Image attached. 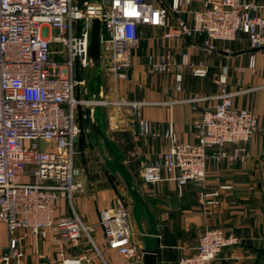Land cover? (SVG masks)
I'll list each match as a JSON object with an SVG mask.
<instances>
[{"label": "built area", "instance_id": "built-area-1", "mask_svg": "<svg viewBox=\"0 0 264 264\" xmlns=\"http://www.w3.org/2000/svg\"><path fill=\"white\" fill-rule=\"evenodd\" d=\"M261 7L259 0H170L169 5L159 0H0V224L9 234L0 264H22L27 233L59 243L63 264H91L86 254L64 256L68 245H80L83 231L89 234L78 214L55 215L60 199L73 203L85 189L75 165V143L82 131L77 108L82 103L129 105L140 120L144 103L78 99L77 87L86 80L77 75L91 66L89 18L101 21V58L117 83L127 77L141 26L161 28L167 39L202 37L201 47L209 53L217 49V41H233L240 33L249 36L252 47L263 48ZM171 16L177 17L174 24L169 23ZM149 60L155 71L173 73L179 90L182 66H190L196 77L208 74L202 63L190 64L186 52L181 63L171 54ZM250 67H255L254 56ZM227 76L223 68L214 74L215 82L225 85ZM232 95L224 90L215 97L218 103L204 110L193 125V143L180 142L171 123L165 133L168 145L141 169L143 181L173 180L180 194L192 185L203 205H219L223 191L233 186L209 187V160L246 162L251 156L247 143L257 133L263 138L260 155L264 159V128L259 127L257 114L235 107ZM140 123L144 134H156L148 121ZM99 224L109 249L130 264H143L123 201L102 209ZM240 243L234 232L208 227L201 232L195 252L182 256L179 263L211 264L225 249Z\"/></svg>", "mask_w": 264, "mask_h": 264}, {"label": "crops", "instance_id": "crops-1", "mask_svg": "<svg viewBox=\"0 0 264 264\" xmlns=\"http://www.w3.org/2000/svg\"><path fill=\"white\" fill-rule=\"evenodd\" d=\"M165 2L164 5H169L170 0ZM259 2L262 7L258 13L264 16V0ZM176 18L171 16L169 23L174 24ZM201 41L202 37L199 36L167 39L163 36V29L141 26L140 42L137 48L131 50L126 79L116 83L113 76H109L113 86L107 79L108 85L105 88L100 84L101 90H94L91 81L98 78L97 68L89 72V67L81 74L84 76L87 72L85 77L79 78H84L87 83L77 87V97L85 88L86 93L88 90L93 93L100 91L99 95L103 93L108 99L141 101L144 104L140 110V120L148 121L156 134L143 133L140 120L134 118L129 105L119 106L121 109L112 105L106 110L107 117L96 113L95 109H91L89 117L86 108L87 131L92 135H81L78 164L75 162L82 170L81 179L85 189L75 195L73 203L68 198L60 199L55 215L61 218L77 213L94 236L92 238L88 234L96 251L78 252L83 248V243L78 247L68 245L65 257L77 258L86 254L91 264H130V260L122 259V255L107 247L103 228L99 224L100 211L121 200V193L111 184L105 166L110 162L107 153L110 150L109 144H115L121 149V134L117 135V132L130 131L136 141V148L130 152L129 157L135 154L141 168L136 175L140 178L138 189L134 192L136 197L127 207L135 247L142 249L139 253L157 249L158 264H180L182 256L195 252L200 234L205 228L220 227L235 232L240 236L241 243L225 249L211 264H255L257 258L264 262V159L260 155L263 144L260 133L255 134L247 143L251 156L246 162L230 164L227 160H209V187L220 184L233 186V190L223 191L221 202L215 207L203 205L198 190L192 185L185 186L180 194L173 180L147 184L141 177L142 167L154 161L157 154L168 145L165 133L170 124H173L180 142H195L194 123L200 120L204 110L218 103L215 97L224 90L233 94L235 107L256 113L259 127L264 128V47H252L249 36L243 33L233 41H217V49L211 53L201 47ZM185 52L190 64L202 63L208 67V74L196 77L190 66H182L179 70L183 75L182 90H179L175 75L155 71L149 59L150 56L156 60L162 55L171 54L181 63ZM252 56L254 68L250 67ZM223 68L228 70L225 85L216 83L214 79V74ZM194 105L198 108L194 109ZM89 119L92 126L96 123L102 134L96 127H90ZM121 151L125 159L131 158H127ZM8 240L0 246V253L8 245ZM100 243L104 245L103 248ZM23 248L25 258L22 264H63L59 255L60 244L50 238L39 239L27 233ZM41 255L44 257L41 258Z\"/></svg>", "mask_w": 264, "mask_h": 264}, {"label": "rangeland", "instance_id": "rangeland-1", "mask_svg": "<svg viewBox=\"0 0 264 264\" xmlns=\"http://www.w3.org/2000/svg\"><path fill=\"white\" fill-rule=\"evenodd\" d=\"M165 1H169V0H159V3H165ZM76 70L78 71V66L76 67ZM97 72H98V78L94 79L91 81V87L95 88L94 90H101L99 88V85L102 84L103 87L105 88V86H107V79L108 82L111 83L110 81V77H112L111 73L108 72V70L106 69V64L104 63V58H101V62L100 64L97 66ZM110 75H109V74ZM79 74V73H78ZM87 74V72H85V75ZM85 75H77V78H82L85 77ZM99 76L101 77V81H99ZM114 78V77H113ZM87 82H85L86 85ZM82 87L84 85H81ZM113 86V85H112ZM100 92V91H98ZM94 91V93L92 91H89L86 93V89H82V92L80 94V97H78V99H83L85 100L88 96L89 99H95V100H107V101H114L115 99H108L105 95H103V93H101V95H99V93ZM112 104H105V105H101L98 103H91L90 104H86V103H82L78 106V120L80 121V127L82 129L79 138L77 139L76 143H75V162L77 163V156H79L80 154L78 153V148H79V144L81 142V135L82 134H86V137H88L91 133H88L87 131V126H86V117H85V110L87 107H90L91 109H95L94 111L96 113H101L103 115V117H107V108L111 107ZM113 106H117V105H113ZM116 108L121 109V107L117 106ZM100 116V115H99ZM107 129V128H106ZM117 128H114L113 130H116ZM109 133H111V131H108ZM92 135V134H91ZM85 137V136H84ZM77 145V146H76ZM110 150L107 152L108 153V158L110 160V162L106 163L105 166L108 168V177L111 181V184L115 187V189L119 190L121 193V201H123L127 206L131 205V203H133V199L134 197H136V193H134L137 189H138V184L139 183V176H136L134 174L133 169L131 168V164L134 165L135 167L138 166V160L135 158L136 156H134L135 154H131V161L127 160L124 158L121 149H119L115 144H109ZM82 156V154H81ZM78 164V163H77ZM141 168V167H140ZM82 171V170H81ZM83 173V172H82ZM142 181V180H141ZM140 188V187H139ZM130 196V197H128ZM131 202V203H130ZM69 207L72 209V206L69 205ZM225 230V229H224ZM227 231V230H225ZM227 232H233V231H227ZM235 233V232H234ZM91 235L92 238H94V236L91 234V232L89 233ZM94 234V233H93ZM90 235H88L86 232L83 231L82 233V237L80 240V244L83 243L82 245V249L78 250L82 251L85 250L87 253H90V251L95 252L96 249L94 248V243L91 240ZM9 238V234L7 229L5 228L4 225L0 224V246L7 242ZM101 247L103 248L104 245L101 244ZM73 247V246H72ZM89 249V250H87ZM138 251L140 252L142 249H140L137 246ZM83 252V251H82ZM122 259H125L126 257H121Z\"/></svg>", "mask_w": 264, "mask_h": 264}, {"label": "water", "instance_id": "water-1", "mask_svg": "<svg viewBox=\"0 0 264 264\" xmlns=\"http://www.w3.org/2000/svg\"><path fill=\"white\" fill-rule=\"evenodd\" d=\"M88 25L90 28V45H89V61L91 66L89 68V72L93 68H97V66L101 62V30L102 24L99 17H93L88 19ZM88 116L91 117V108H87ZM93 121V120H92ZM90 127H96V129L100 132L99 127H97L96 123L91 125V120H88ZM102 134V132H100ZM158 256L159 251L155 250H145L143 252V264H158Z\"/></svg>", "mask_w": 264, "mask_h": 264}, {"label": "trees", "instance_id": "trees-1", "mask_svg": "<svg viewBox=\"0 0 264 264\" xmlns=\"http://www.w3.org/2000/svg\"><path fill=\"white\" fill-rule=\"evenodd\" d=\"M121 134V139L119 140V145L121 149L123 150V153L127 158L129 157L130 152H133L136 148V141L134 139V136L132 135V132L130 131H124V132H117V135ZM131 161V158L129 159ZM131 168H134L135 175H137L140 166L138 161V166L135 167L134 165H130ZM255 264H264L260 258L255 259Z\"/></svg>", "mask_w": 264, "mask_h": 264}]
</instances>
